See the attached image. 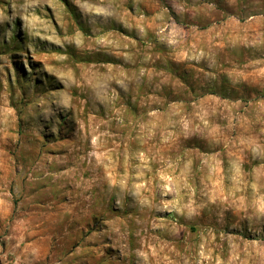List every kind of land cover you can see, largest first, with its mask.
I'll return each instance as SVG.
<instances>
[{"label": "rangeland", "instance_id": "1", "mask_svg": "<svg viewBox=\"0 0 264 264\" xmlns=\"http://www.w3.org/2000/svg\"><path fill=\"white\" fill-rule=\"evenodd\" d=\"M0 264H264V0H0Z\"/></svg>", "mask_w": 264, "mask_h": 264}]
</instances>
